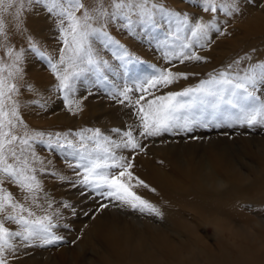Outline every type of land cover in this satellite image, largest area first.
I'll use <instances>...</instances> for the list:
<instances>
[{
	"label": "rangeland",
	"instance_id": "1",
	"mask_svg": "<svg viewBox=\"0 0 264 264\" xmlns=\"http://www.w3.org/2000/svg\"><path fill=\"white\" fill-rule=\"evenodd\" d=\"M37 1L24 0L25 4L23 3L19 17L16 18L17 23L5 32V40H0L5 42L2 45L0 42V189L5 188L9 192H4L0 199V220L2 216L15 214L35 217L33 204L25 201L27 189L40 187L46 192L50 189L58 191L61 190L58 187H64L65 191L79 195L75 199L80 201L82 198L83 203L79 209L62 206L70 213L69 216L57 218L52 225L64 227L63 230L58 229L56 238L62 241L63 246L73 247L79 236L83 237L85 234L84 228L78 230L77 225L84 226L97 212L115 211L118 215L128 216L116 203L120 202L116 199L119 192L116 187L120 188L121 184L130 185L132 181L143 177L142 169L133 163L135 158H149V155L158 152L162 154L160 150L163 149L166 155L174 152L173 156L176 154L183 157L186 151L184 147L192 144L205 146L208 143L215 144L233 161H242L245 157L243 145H249L264 154V72L259 73V69H264L262 44L255 47L254 53L240 51L222 66L217 65L216 60L220 59L217 56L212 57L213 61L205 57L206 62L202 58L201 50L209 47L213 40L203 38L201 33L194 35L192 32L195 28L192 25L193 29L188 25L187 30H179L175 20L167 16L164 18L163 8L146 20L130 16V21L113 9V5L121 0ZM165 1L163 0V4H168L164 7L171 13L173 9H183L179 16L181 18L194 12L200 13L197 21L204 27L208 28L213 23L211 30L214 41L230 39L232 32L229 33L228 30L234 26L264 34V0H259L260 3L258 0H224L230 9V18H226L220 10H209L211 14L209 11L199 12L196 7L188 4L191 0ZM236 5H240L239 8ZM248 6L255 12L249 11ZM256 7L260 9L257 10ZM248 56L254 61L251 65L250 60L243 61ZM33 70H36V76ZM182 70L193 77L182 80L179 76ZM173 89L175 95L170 97L169 92ZM98 114H106L108 117L99 125L93 122L83 125L86 118L98 117ZM102 124L106 126L103 128ZM31 142L34 144L30 145ZM184 143L187 145L184 146ZM104 146H107L106 149ZM159 160L161 161L151 160L152 164H156H153V168L157 167ZM248 160L251 162V159ZM235 163L252 179L255 178L251 164L247 166L243 162L240 166V163ZM180 201L178 203L184 208L191 207V202L182 201V204ZM238 206L236 205L235 210L221 207L216 210L212 219L226 229L239 228L240 225L249 230L251 227L247 223L252 216L248 209L243 211ZM200 215L206 219L205 213ZM259 215L264 220V214ZM76 220L77 222H73ZM153 222L158 224L156 219ZM235 223L238 225L235 226ZM211 224L206 235L211 243L220 242L222 237L214 229L213 222ZM45 236L36 237V242L47 244ZM3 250L10 256L9 259L15 261V250L6 247ZM4 251L0 255L5 254ZM37 251L39 253L34 250L31 254L40 259L42 251ZM86 253L88 256L92 255L93 250L89 248Z\"/></svg>",
	"mask_w": 264,
	"mask_h": 264
},
{
	"label": "bare ground",
	"instance_id": "2",
	"mask_svg": "<svg viewBox=\"0 0 264 264\" xmlns=\"http://www.w3.org/2000/svg\"><path fill=\"white\" fill-rule=\"evenodd\" d=\"M57 1H59V0H57ZM180 1L181 0H179V2ZM237 1L238 0H236V2ZM261 1H263V0H261ZM37 2H39V0ZM44 2H46V1H44ZM253 2H255V1L253 0ZM258 2H259V0H258ZM23 3L25 4L24 0L23 1L22 0H0V40H3V39L5 40V38H4L5 32L8 29H12L15 26V24L17 23L18 19H16V18L19 17L20 10L23 6ZM72 3H73V1H72ZM171 3H173V2H171ZM165 4H168V3H165ZM165 4H163V0H121V1H118L117 3H115L113 5V9L115 12L123 15L125 18H127L131 21L130 16H132V17L136 16L137 19L146 20L147 17L154 15L155 11H157V13H158V11H162L161 8H163V13H165L164 18H166V16H167L169 19L172 18L173 20H175L176 25H177L176 28H178L179 30L180 29H182V30L186 29L187 30L186 27L188 25H190V26L192 25L193 28H195V30H193V32H192L194 35L201 33L200 35H202L203 38L209 37L211 40H213L211 45L209 47H205V49L203 51L201 50V52H202V56H203L202 58L203 59H205V57H208L211 60L212 57H214V56L219 57L220 59L216 60V61H218L217 65H222V66L224 65L225 66V64L229 63L234 57H236L237 53H240V51L245 50V51H249V52L254 53L255 47L259 44H262V47H261L262 51L261 52L263 53V56H264V34L263 33L259 32L257 30H251V29L245 28V27H235L234 26L230 30H228L229 33H230V31L232 32L230 39L224 40V41L223 40L214 41L213 31L211 30V28H213L212 27L213 23L210 24V26L208 28L204 27V25H202L201 22L197 21L200 13L196 14L192 11L193 13H187L186 14V18L183 15L182 16L183 19H182L181 17H179L180 14H182V12H183L182 8L173 9V11L171 13V11H168L164 7ZM188 4L196 7V9L199 12H205L206 13L209 10L212 12H218L220 10V12L222 14L227 16L226 18H230L229 17L231 14V13L229 14L230 9L227 7V4L224 2V0H191L190 2H188ZM243 4H244V2H243ZM258 4H256V5H258ZM262 5H264V4H262ZM238 6H240V5H236L235 7H238ZM241 7H243V6H241ZM257 7H259V6H257ZM243 8H241V10ZM247 8H249L248 9L249 11H251L253 9L250 6H248ZM262 8H263V6H262ZM185 9H187V8H185ZM196 9H194V10H196ZM258 9H260V8H257V10ZM237 10H239V9H237ZM253 11L254 10H252L251 12L253 13ZM260 11H262V10H260ZM119 14H117V15H119ZM210 14H211V12H210ZM246 14H248V13L246 12ZM76 15H78V13ZM107 15H109V14H107ZM262 15L264 16V14H262ZM262 15H261V17H263ZM234 17L237 18V16H234ZM246 17H248V16H246ZM254 19H256V18H254ZM154 20H155V18H154ZM76 21H78V20H76ZM35 22H36V20H35ZM231 22L233 23L234 21H231ZM255 22L257 23V21H255ZM218 23H219V21H218ZM238 23H240V22H238ZM249 23H250V21H249ZM143 24H144V22L142 23V25ZM149 24H147V25H149ZM151 24L153 25V23H151ZM227 24H226V27L229 25V24L228 25ZM259 24H260V22H259ZM259 24H256V25L258 26ZM233 25H235V24H233ZM262 25H264V24H262ZM192 26H191V28H192ZM257 26H255V27H257ZM41 27H42V25H41ZM192 29H190V30H192ZM261 29H262V27H261ZM23 30H25V29H23ZM179 30H178V33H181V31H179ZM224 30H226V29H224ZM17 31H19V29ZM228 32H226L227 35L229 34ZM226 34L224 33L225 36H226ZM106 35H108V34H106ZM110 35H112V34H110ZM224 35H223V37H225ZM115 36H117V35L115 34ZM76 37H78V36H76ZM9 41H10V39H9ZM70 41H71L70 43H72V40H70ZM0 42H1V45H2V43L5 44V42H2V41H0ZM19 42H21V41H19ZM65 42H68V41H65ZM86 42H88V41H86ZM75 43H73V44H75ZM65 46L67 48H69L67 45H65ZM71 46H72V44H71ZM120 46L121 45H119V47ZM67 48H66V50H68ZM17 50H18V48H17ZM96 50H98V48ZM96 50H94V52ZM10 51L13 52V50H10ZM23 51L25 52V50H23ZM70 51H72V50L70 49ZM190 51H192V50H190ZM46 52H48V51H46ZM78 53H80V52H78ZM253 53H252V55H253ZM61 54H62V52H61ZM84 54H86V53H84ZM98 54H100V53H98ZM247 54L249 55V53H247ZM7 56L9 57V55H7ZM12 56H13V53H12ZM15 57H14V59L18 58V57H16V58ZM41 57H42V55H41ZM53 57H55V56H53ZM142 57H144V56H142ZM248 57L249 58H247L245 60H243V58H242V60L243 61L250 60V65L253 64V62H254L253 59L250 58V56H248ZM253 57H254V55H253ZM89 59H87V60H89ZM10 60H11V58H10ZM15 61H17V60H15ZM201 61H204V60H201ZM206 61H207V59H205L204 62H206ZM212 61H213V59H212ZM126 62H128V61H126ZM34 66H35V64H34ZM97 66H99V65H97ZM11 67H12V69L14 68L13 66H10L9 68H11ZM32 68L33 67L31 66V69ZM128 68H129V66H128ZM250 70H251V68H250ZM34 71H36V70H33V72ZM252 72H253V70H252ZM260 72L263 73L264 69H259V73ZM30 74H32V73H30ZM34 74L36 76L37 73L34 72ZM242 74L245 75V72H242ZM27 75L29 76V74H27ZM201 75H202V73H201ZM179 76H181L182 80H189L190 78L193 77L192 74H188L187 71L186 72L183 71L182 74H179ZM200 77H202V76H200ZM31 79H32V77H31ZM195 79H197V78L195 77ZM198 80H199V78H198ZM171 84H173V83L171 82ZM79 94H81V93H79ZM174 95H175V90L173 89L169 92V96L172 97ZM170 97H168V98H170ZM170 99H173V98H170ZM40 100H42V99H40ZM82 100H84V99H82ZM152 105L155 106L154 103H152ZM152 105L150 107H153ZM83 107H84V105H83ZM107 117H108V115H106V114H98V117H88L83 121V125L86 126V125L90 124V122H93L95 125H99L102 123V121L104 119L106 120ZM60 119H61V117H60ZM56 122H58V121H56ZM81 122H82V120H81ZM68 124H69V122H68ZM104 126H106V125L102 124L103 128H104ZM70 129H71V127H70ZM24 130H26V129H24ZM62 130H64V129H62ZM26 132H29V131H26ZM46 135H47V133H46ZM23 137H24V135H23ZM252 137H253V135H252ZM22 139L23 138H21V140ZM24 140H25V138H24ZM193 142H195V141H193ZM200 142H201V140H200ZM218 142L220 143V141H218ZM246 142H248V141H246ZM20 143L22 144V142H20ZM256 143H258V142H256ZM31 144H32V142L30 143V145ZM243 144H244V142H243ZM40 145H42V144H40ZM185 145H187V144L184 143V146ZM161 146H163V145H161ZM161 146L158 145V147H161ZM99 147H101V146H99ZM106 147H105V149H106ZM158 147H155V148L158 149ZM45 148H46V146H45ZM225 148H226V146H225ZM242 148H243V154L245 155V157H243L242 161H240V160L233 161L232 159L227 157V155L225 154V152L223 150H221L219 147H217L213 143H208V145H205V146H202L200 144H192V145H189V147H184V149H186V151L183 153V157H178V156H176V154L173 156L174 152L173 153L168 152L167 154L170 155V156H168L165 154L166 152L163 149V150H160L162 154H159V152H158V153H154V154L149 155V158L148 157H144V158H140V159L135 158L133 160V163H134V165H136L137 167H140L142 169L143 174H144L143 177L136 179L135 181H132V184H130V185L121 184L120 188L116 187L119 190V192L116 196V199H118L120 201V202L117 201L116 203L118 206H120L122 208L123 211H126L128 216L125 217V216L118 215V213H116L115 211H112L111 213H105V212H101V211L97 212V214H94V217L91 218V220H89L88 223L86 222L84 226H82V225H77L79 227L76 226L78 230H80L81 228H84V231H85L84 235L85 236L84 235H83V237L79 236V238L77 239V242L73 245V247H67L66 245L63 246L62 241H60L56 238L58 236V235H56V233L58 232V229L63 230L64 227L62 228L57 224H55V225H52V224H53V221H55L57 218H61V217L66 216V215L69 216L70 213L65 211L62 206L65 207V205H66L67 207L79 209V206L83 203V199L80 198V201H76L75 198L78 199L79 195L75 194V192L72 193V191L71 192L65 191L63 189L64 187H58L61 189L58 191H55V189H50V190H47L46 192H45V189L43 191L40 187L39 188H30L29 187L30 189L26 190L25 201L26 202L31 201L30 202L31 205L33 204L32 208H33V214L35 217L31 218L28 216L27 217L26 216H20L17 214H15L14 216H7V217L2 216V220H0V254L3 253V251H4L3 248H5V247L10 248V249L15 250V253H13V254H15L16 259H15V261H14V259L13 260H11V258L9 259L10 256L8 257V255L4 251L6 255L5 254L0 255V264H17L18 262H21L23 264H264V220H262L261 215H259L260 213L264 214V154H261V152L254 150L252 147H249V145H243ZM171 149H173V148H171ZM37 150H38V148H37ZM99 150H101V149H99ZM32 151H34V150H32ZM154 151H156V150H154ZM24 152H26V151L24 150ZM43 153H46V152H43ZM94 156H95V154H94ZM34 158H35V155H34ZM158 159H161V161L159 160L157 162V167L153 168L152 166H153L155 160H158ZM248 159H251V162ZM151 160H154L153 164H152ZM235 162L240 163V166L243 164V162L246 163L247 166L251 164L252 167H250V166L249 167L252 169L253 172H255V178L252 179V177L247 172H244L243 170H241L238 167L239 165H236ZM34 163H36V165L38 164L37 161H34ZM154 165H156V164H154ZM8 169H6V170H8ZM63 170H65V169H63ZM27 172H30V171H27ZM24 175H26V174H24ZM171 176L174 178H172ZM25 181H26V179H25ZM128 181H130V180H128ZM29 182H30V180H29ZM123 182H125V181H123ZM26 183H28V182H26ZM21 185H23V184H21ZM78 188H79V186H78ZM4 192H8V190L5 188L0 189V199H2ZM47 192H49V193H47ZM66 195H68V196H66ZM6 198H7V196H6ZM14 199H15V197H14ZM180 200L191 202L190 204L188 203L191 207L189 206L190 208H188V207L184 208L185 206H182L181 203L180 204L178 203ZM182 201H180V202H182ZM20 202L22 203V201H20ZM16 203H17V201H16ZM2 204H4V202ZM182 204H183V202H182ZM238 204H239V206H238ZM19 205H20V203H19ZM236 205L238 206V208H240L243 211H247V209L249 210L248 211L249 215L252 216L251 220H249V222L247 223L251 227V228H249V230L244 229V227H240V225H239V228L232 227V228L226 229L225 227H223L218 222L215 223L216 221H214L212 219V217L216 213V210L218 211L219 208L223 207V209L229 208V209L235 210L237 208ZM248 207L252 210H250ZM202 213H205L206 219H205V217H203V218L201 217L200 214H202ZM228 213H230V212H228ZM48 219H50V220L48 221ZM155 219L157 220L158 224H154L155 222H153V220H155ZM225 219H226V217H225ZM244 220H245V218H244ZM58 221H59V219H58ZM73 222H77V220L73 221ZM211 222H213V227H215L214 229L219 233L220 237H222L220 242L211 243V241L208 239V236L206 235V230L209 227V225L211 224ZM221 222H222V220H221ZM234 225L236 226L238 224L235 223ZM227 233L228 234L230 233V235H227ZM44 235H46L45 239H46V241H48L47 244H45V242L41 243V244L39 241L36 242V240H35L36 237H38V236L44 237ZM75 238H76V236H75ZM89 248L93 250V254L88 256V254L86 252ZM38 249H41V251H42V252L40 251L41 253L39 254L40 259L34 258V255L31 254L32 251H34V250L36 251V253H39L37 251Z\"/></svg>",
	"mask_w": 264,
	"mask_h": 264
}]
</instances>
